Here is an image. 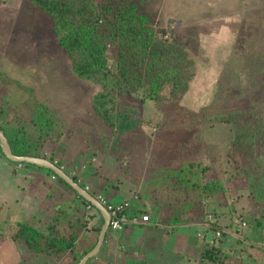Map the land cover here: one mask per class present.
<instances>
[{"label":"rangeland","instance_id":"rangeland-1","mask_svg":"<svg viewBox=\"0 0 264 264\" xmlns=\"http://www.w3.org/2000/svg\"><path fill=\"white\" fill-rule=\"evenodd\" d=\"M119 1L122 3L117 5L118 9L125 4L129 9L132 5L145 19V24L153 30V44L179 43L186 60L194 61L188 70L197 71L199 78L190 90L175 99L170 86L158 88L152 78H147L144 88L131 103L138 108L140 125L133 132L119 135L93 109L94 99L100 92L111 89L112 83L108 81L111 86L104 87L74 73L72 59L57 45L52 20L40 8L28 0H0V73L21 86L0 84V104L5 100L16 108L26 120L28 131L30 110L24 103L45 106L61 123L65 147L86 151V163L96 168L99 180L95 183L99 187L114 190L122 179L136 190L157 169L174 170L187 160L200 161L209 121L237 111L264 115V0ZM228 34L232 39H222ZM218 40L231 45L227 54L222 52L225 49L220 44L212 45V41ZM114 50V46L108 49L105 72L116 70L118 54ZM154 96L161 100L153 102ZM7 118L10 121L4 124L10 127L11 117L7 115ZM261 131L264 137V127ZM260 145L257 155L264 156V143ZM227 152L219 156L222 167L226 162V173L232 172L235 166L253 165L245 157L231 158ZM15 178L20 181V176ZM231 188L230 192L224 191L208 201L205 210L226 230L219 240L218 261L220 264H264V226L255 227L261 214L245 190L237 193ZM0 193L13 203L14 195L7 183L2 186L0 181ZM137 207L141 210L142 204ZM165 210L172 213V207ZM194 214V219L201 218L197 216L200 213ZM155 216L154 211L152 217ZM241 222L245 226L240 229ZM196 230H190L192 236L197 233L202 236L203 231ZM13 232H8L6 237L0 228V247L8 239L12 245L11 250L0 249V264H49L43 256L34 258L21 241H13ZM212 237L208 233L207 238ZM199 238L201 243L203 237ZM253 256L258 262L250 259ZM67 262L68 258H64L61 264Z\"/></svg>","mask_w":264,"mask_h":264},{"label":"trees","instance_id":"trees-1","mask_svg":"<svg viewBox=\"0 0 264 264\" xmlns=\"http://www.w3.org/2000/svg\"><path fill=\"white\" fill-rule=\"evenodd\" d=\"M28 1L40 8L52 20L57 45L72 59V69L78 77L99 82L104 87H110V82L112 83L111 89L100 92L94 99L93 109L96 116L115 133L119 135L130 133L139 127L138 108L131 103L133 97L138 96L144 88V80L146 82L147 78H152L158 88L170 86L169 91L176 97L175 99L188 90L195 76V71L190 72L188 68L194 61L186 60L187 57L179 43L161 41L162 46L153 44V30L145 24V19L137 14L134 6L129 5L128 9L125 4L123 8L118 9L117 5L122 3L119 0ZM109 2H112V5H108ZM110 46H114L116 49L114 51L118 54L115 72L107 70L105 72ZM0 82L21 88L16 80L2 73H0ZM160 100L158 96L153 98V102L156 103ZM3 103L0 104V131L4 133L13 155L46 159L60 169L63 167V171L82 188L88 187L85 185V178L90 170V167L87 168L88 164L77 167L78 173L74 176L70 175L71 168L63 166L64 130L60 121L58 122L48 108L38 103L27 101L24 103V106L30 110L28 123L33 129L31 139L23 115L5 100ZM7 115L12 121L10 127L4 124L10 121ZM244 120L249 121L244 122ZM208 125L209 128L228 127L231 138L224 145L212 144L209 143V134L205 133L206 141L202 142L205 149L199 158L203 163L192 159L174 170L162 168L151 172L131 195V200L137 206L142 204L141 210L138 208L136 214L140 217L146 215L147 205L156 213L161 209L172 207L166 225L173 227L184 221L203 225L205 222L208 223V215L213 216L205 211L208 201L224 191L230 192L233 186L237 193L244 190L247 192V197L253 201L256 210L261 214L260 220L255 222V227L262 228L264 226L262 222L264 220V166H262L264 156L257 155L259 153L257 149L264 143L263 131H261L264 127V115L237 111L215 118L209 121ZM223 152H227L231 158L245 157L247 162L253 165L250 168L248 164L242 167L235 166L232 172L226 173L228 171L226 162L223 163L224 168L219 162V156ZM0 153L3 156L1 148ZM12 164L15 166L19 163ZM23 165L27 169L45 170L28 164ZM46 172L54 176L51 171L46 170ZM55 181L73 193L77 203L83 208V214L78 216L72 208L74 204L64 200L50 210L46 225L36 229L28 223L21 224L13 232L11 239L21 241L33 257L43 256L49 264H55L66 256H69L71 264H78L96 245L103 218L93 207L91 213L85 214V208L90 204L78 196L63 180L57 177ZM89 190L94 196L98 193L91 188ZM193 212L194 215L200 213L201 215L197 216L201 218L194 219ZM238 225L241 229V224ZM216 228L226 231L219 226L213 216V222H210V228L204 232L206 236L201 240L198 264H220L217 258L220 255L218 249L220 241L214 237L210 240L207 238L208 233L211 232L213 235ZM91 230L95 232V240L82 252H78L77 242L80 235ZM109 233H111L110 229L104 241ZM250 259L258 262L255 256Z\"/></svg>","mask_w":264,"mask_h":264},{"label":"crops","instance_id":"crops-1","mask_svg":"<svg viewBox=\"0 0 264 264\" xmlns=\"http://www.w3.org/2000/svg\"><path fill=\"white\" fill-rule=\"evenodd\" d=\"M229 38L232 39L230 34L222 39ZM199 42L202 43L201 41ZM217 44H220L225 49L222 51L224 54L230 51V44L221 40L212 41V45L217 46ZM201 46L203 47L204 45ZM198 78V72L196 71L188 90L191 89ZM199 92L205 94L207 90H200ZM205 132L209 134V143L212 144L224 145L231 138L228 127L225 126L217 128L208 127ZM29 133L31 134L29 137L32 139V127L29 128ZM65 144L66 142H64ZM64 148L63 166L73 170L80 167V165L87 164L86 151L84 149L73 150V147H71V150H69L66 147ZM88 167H90V170L85 178V185L92 182L91 190H96L111 204L119 205L128 202L130 205L125 214L126 223L124 230L109 233L99 253L89 264H198L197 252L198 247L201 246L200 238L197 237L198 233L197 236L194 235L195 237H193L190 230L197 229L198 232L203 231L202 224L184 221L173 227L168 226L166 224L170 214L165 209H161L157 213V216L152 217L154 210L149 205H147L146 215L149 216L150 222L145 224L141 222L142 217L136 214L138 210L137 205L133 200L131 201L134 189L129 184L130 182L120 179V183L116 185L114 190L105 189V186L99 187L95 183L99 180L96 168L93 169L91 165ZM23 176L26 179L23 180ZM23 176L20 178V181L16 180L14 176V164L6 160L0 153V181L2 186L7 183L11 189V195H14L12 199L13 203H11L7 200L6 196L1 197L0 193V228L6 237H8V232L15 231L18 226L24 223L33 225L36 229L39 226L46 225L50 216V210H53L58 203L64 202V200L74 204L72 208L78 216L83 214V208L77 203L73 193L63 185L52 181L51 176L47 174L46 170L29 168L26 169ZM132 218H136V223L128 222ZM95 238L96 235L93 230L88 233H82L77 242L78 252H82L83 249L91 245ZM191 238L193 240L190 242ZM10 242L9 239L5 241L4 246L0 247V249L11 250L12 245ZM64 258H68L67 264H71L69 256ZM64 258L59 260L60 264Z\"/></svg>","mask_w":264,"mask_h":264},{"label":"water","instance_id":"water-1","mask_svg":"<svg viewBox=\"0 0 264 264\" xmlns=\"http://www.w3.org/2000/svg\"><path fill=\"white\" fill-rule=\"evenodd\" d=\"M0 148L5 159L11 163H23L51 171L56 177L63 180L68 186H70L78 194V196L82 197L101 214L103 218V225L98 235L97 243L94 248L79 261L78 264H87L88 261L95 258L100 251L106 233L109 229L111 216L108 210L101 205L90 192H87L78 183L74 182L71 177H69L62 169L58 168L54 163L43 158L17 157L13 155L10 146L8 145V141L2 131H0Z\"/></svg>","mask_w":264,"mask_h":264},{"label":"built area","instance_id":"built-area-1","mask_svg":"<svg viewBox=\"0 0 264 264\" xmlns=\"http://www.w3.org/2000/svg\"><path fill=\"white\" fill-rule=\"evenodd\" d=\"M26 167L22 164V163H19L17 165L14 166V176L16 177H19L20 178L23 176V173L26 172ZM61 169L63 170V167H61ZM77 173V169H73L71 172H70V175L71 176H74L76 175ZM24 177V176H23ZM56 176H51V180L52 181H55L56 180ZM87 192H89V188L88 187H85L84 188ZM94 196V195H93ZM97 201L103 205L107 210L108 212L110 213V216H111V221H110V225H109V229L111 230V232H121L123 231L124 229V225L126 223V219H125V214L127 212V210L129 209V203L128 202H124L122 204H119V205H114V204H111L109 203L102 195L100 194H97L94 196ZM92 212V206L91 205H87L86 208H85V214H89ZM136 218H132L130 219V221H128L129 223H136ZM127 222V223H128ZM141 222L145 223V224H148L150 222V218L148 215H144L142 216L141 218ZM207 222L208 223H204L203 224V234L202 236L201 235H198L199 237H205V231L207 229L210 228V222H213V217L211 215H208L207 216ZM241 226H245V223L244 222H241ZM223 233L224 231L220 228H216L215 231H214V234H213V237L214 239L216 240H220L223 236Z\"/></svg>","mask_w":264,"mask_h":264}]
</instances>
